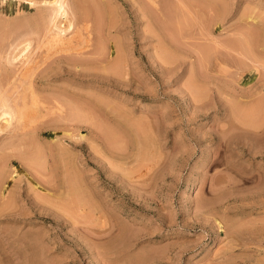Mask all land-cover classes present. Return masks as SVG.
I'll return each instance as SVG.
<instances>
[{"label": "rangeland", "instance_id": "1", "mask_svg": "<svg viewBox=\"0 0 264 264\" xmlns=\"http://www.w3.org/2000/svg\"><path fill=\"white\" fill-rule=\"evenodd\" d=\"M27 1L0 0V45L4 50L0 47L2 77L4 72L7 75L4 77H9L8 72L10 77L15 76L16 73L11 72L19 71L22 66L25 57L20 59L17 55L24 41H19L26 38L31 42L27 48L29 52L26 51V55H33L31 59L36 54L34 58H41L42 51L49 48L43 44L42 34L46 32L44 26L48 25L49 9L52 8L49 2L52 0H32L31 4ZM67 1L66 9L70 12L67 15L71 20L74 18L72 21L76 20L73 30L69 28L68 32L72 35L77 26L81 28L80 35L75 36L78 33L74 32L75 37L72 35L70 39L78 37L82 40V35H89V44L93 43L90 50L95 47L93 53L83 54L84 58L77 55L90 65L89 74L83 78L75 75L71 78L72 75L62 72L61 79L51 80L49 84L37 82L36 89H40L37 95L42 93L43 96L39 97L44 98L43 102L37 96V105L39 114H43V108L46 109L53 93H62L64 88L78 93L76 90L80 87V91L85 89L87 93L85 90L83 93L88 94L89 120L86 124H71L68 130L74 135L64 134L61 129L65 124L58 122L57 117L59 119V113L70 110L62 107L66 112H60L53 107L47 114L55 112L49 116L55 117L58 123H53V118L45 112L48 120L45 115L41 120L44 118L53 124L43 123L38 118L36 122L39 121L41 126L32 139L31 135H26L29 138L23 136L34 144L37 140L35 147L33 142L22 139L23 142L29 141L34 150L29 144L30 148L26 149L28 146L22 142L20 145L24 148L12 144L20 149L19 156L18 151L12 153L9 150L11 147H5L7 150L0 147V153L5 155L3 150L9 152L6 153L9 157L3 156L7 158L6 165L4 158L0 161L5 165L0 169L15 176L10 183L13 192L11 189L9 194H13V202L7 197L4 200L11 205L2 208L8 207L9 210L3 212L0 208L3 213H0V264H264V96L259 98L261 95L254 94L259 99L252 101V97L243 95L255 87L264 92V0H210L216 5L212 6L216 11L221 8L217 6L226 3L223 7L228 5L230 12L225 21L218 22L205 18L212 12L207 16L204 14L206 20L203 16L196 20L202 24L192 22L198 19L196 14L193 15L195 12L189 10L191 14L186 8L182 10V6L175 4L179 3L177 0H168V4L178 7H170L172 10L170 5L164 4L166 0H157L160 5L168 6L167 11L175 10V13L181 9L186 12V17L181 12L183 23L180 22L178 29L182 30L181 34L185 32L183 35H192L179 38L177 27H171L173 13L169 20L165 18L170 26L163 20L176 31L177 38L175 32L170 34L174 33L179 44L174 40L178 47L170 48L178 54L165 67L158 58L155 37L150 38L148 32H144L149 26L136 10V5L145 4L146 0L132 1L134 5L129 3L130 0H95L98 5L102 4L100 9L93 0ZM201 1L198 3L206 2ZM91 3L92 11L89 9ZM96 8L103 11L106 20L108 13H112L110 16L117 21L116 25L113 23L117 28H111L110 32L105 30L102 37L93 18L97 16ZM72 15L75 16L71 18ZM84 22L88 25L87 30L82 28ZM194 24L202 25L200 28L204 30ZM246 30L255 31L253 34L257 32L255 36L261 38L253 52L229 49V54L225 50V57L219 54V58L212 61V69L208 65L211 75L201 67L199 47L212 46L217 41L221 42L220 46L216 42L217 48H222L224 41L240 40V34ZM69 33L66 37L70 36ZM36 37L40 38L37 40ZM116 38L120 46L115 43ZM97 41L106 44L105 53L100 54L105 55V59L99 57L102 58L99 64L98 59L96 61L100 52ZM16 43L18 48H13ZM114 44L119 50L116 45L114 50ZM97 50L96 54L94 51ZM58 54L57 57L62 53ZM119 58L121 67L114 70L117 64L112 66V61ZM62 62L59 63L61 66H67ZM215 65L221 68L220 71ZM1 76L0 83L3 81ZM188 86L194 88L191 90ZM190 90H198L202 96L198 97L199 92L195 94ZM50 103V108L57 104ZM2 121L0 123L4 124ZM246 121L251 128L247 127ZM14 123L1 130L0 137L3 138L0 141L10 135L13 137L9 139H15ZM63 123L68 124L67 121ZM13 128L15 134H12ZM108 128L114 130V136L118 132L117 142L106 136ZM112 130L108 131V136ZM55 138L57 142L53 141ZM37 143L44 149L40 154L44 152L45 155L36 152L40 149ZM58 144L59 148L62 147L61 152L56 148ZM56 151L60 155L67 154L59 159ZM29 152L31 157L34 153L45 156L42 158L44 162H39L44 168L34 167L39 164L36 158L33 164L27 163L32 162V159L28 160L31 158L27 156ZM61 170H65L66 180L71 171L76 173L78 177L71 173L69 179L78 178L74 180L81 184L79 189L76 181L68 184L73 178L65 182L63 175L61 179L64 174ZM2 202L3 199L0 207L5 205V201Z\"/></svg>", "mask_w": 264, "mask_h": 264}, {"label": "bare ground", "instance_id": "2", "mask_svg": "<svg viewBox=\"0 0 264 264\" xmlns=\"http://www.w3.org/2000/svg\"><path fill=\"white\" fill-rule=\"evenodd\" d=\"M6 1H11V0H6ZM15 1H19V0H15ZM70 1V0H69ZM77 2L78 1H81V0H76ZM90 1H92V0H90ZM129 1V0H128ZM132 1L135 3L136 2V0H130L129 1V3L131 2L132 3ZM147 2L145 3V4H137L136 5V10L140 13L139 15H140V17H141V19L143 18L144 19V21H145V23L149 26V28L146 30L145 29V31L144 32H148V35H150V36H148V37H155V39H156V43H158V45H157V52H158V58L160 59V60H162V65L165 67L166 65V63H168V65L174 60V59H176V58H174V57H176L177 56V54H178V52L177 53H175L174 52V50H172L170 47H172V48H176V47H178V46H176L175 44H174V40L176 41L177 39V34L178 35H180L179 36V38L180 37H183V39H185V37L187 38V37H189L191 34H187V35H183V34H185V32L183 33L182 32V34H181V29H178V27H180L179 26V24L181 25V23H183L182 22V18L183 17H186V15L188 16V14L186 13V12H184V11H182V10H184L185 8V10L186 11H192V13H193V11L195 12L193 15L195 16V14L198 16V14L197 13H199V16L197 17V16H195V18H198V19H195L194 21H192V22H194V23H197L196 22V20H199L200 19V16L202 17L203 16V18H204V14H206L205 16H207V14L208 13H211V15L209 16V17H205V18H209L210 19V21L212 20V22H218V21H225L224 19H226L227 17H228V13L230 12L229 10V8H227V7H229L228 5H226V8L225 7H223L225 4H223V6H222V3H221V6H217V7H221L220 9L218 8L217 9V11L215 10V8L214 7H212L213 5L214 6H216L215 4H213L214 2H212V1H208V0H203V2L204 1H206L205 3H198V2H202L201 0L200 1H194V2H192V0L191 1H186V0H177L179 3H177V2H175V4H178V5H180L179 7L181 8V6H182V10L181 9H179L178 11H179V13H178V11L177 12H175L174 13V11L175 10H173V11H167V7L168 6H162V5H160L159 3H157V2H160V1H157V0H146ZM164 1V0H163ZM167 1V2H166ZM166 1H164V2H166V3H164L165 5L166 4H168V0H166ZM34 2V1H33ZM68 1L67 0H52V1H50L49 3H51L50 4V7L52 6V8H50L49 10H51V12H49V13H47V14H49L48 16V21H47V23H48V25H46L47 27H45L44 26V28H46V32H45V30H44V34H42L44 37H43V40H44V42L43 41H41V42H43V44H46V47L48 48V50H46V48H45V52L44 51H42L43 53H44V55L42 56L41 55V58H40V56H39V59H37V58H34V57H36V55L31 59V57L33 56V55H31V57H30V55H26V54H28L26 51H28L29 52V50H27V48H28V46H29V44L31 43H29V40H26V38H24L25 40H22V42H20L19 41V43H23V41H24V43H23V47H21L20 48V50H19V54L17 55V57L18 56H20V59H21V57L23 58V57H25V59L23 58L22 60H23V62L21 63L22 64V66L21 67H19L18 69H19V71L16 69V72H11V73H16L15 74V76H13V77H10V74H9V72L7 73L8 74V76L10 77H4L6 74V72H4V74H2L3 75V81L0 83V121H4V124H1L0 123V132H1V130H4L3 128H6L8 125H10L12 122H15L14 124H16L15 125V128H16V131H17V133H16V131L14 130V128H13V132H12V134H15L14 135V138L16 139H12V140H14L15 142H13L11 139H9V137L11 138V137H13V135L11 136H9V137H6V138H4V141H0V142H2L3 143V145L1 146V143H0V147H2L3 149L6 147L7 149L9 148V147H11V148H9V150L12 152V153H14L13 151H18V153L17 154H19V151H20V149L19 150H17L16 149V147H18L19 145H20V142H22V143H24L23 145L24 146H28V144L30 143V142H33L32 140L30 141L29 139H24L23 138V136L26 138V137H28V136H26V135H31V138L30 139H32V137L34 136V134L37 132V130H38V128L41 126V125H39L40 124V122L38 123V122H36V120L38 119V118H40V119H38V120H40V121H43V123H47L48 124V122L50 123L51 121H47L48 119L46 118V116L48 115H51L50 113H53V115L55 114V112H50V113H48L47 114V112H49L50 110H52V108L53 107H55L58 111L60 110V112H62L63 110H64V108H67V109H69L70 111H67V113H59V119H58V117H57V120H58V122H61L62 124H65L66 125V123H63V121H67L68 122V124L66 125L67 126V130L65 129V130H63L66 126L64 125L62 128L63 129H61V131H63V133L64 134H67V135H74V133L73 132H71L70 130H68V129H70V127L72 126L71 124H73L74 125V123L76 124V123H78V122H84L85 124L87 123L86 122V120L89 118L88 116H90V115H88V114H90V111H88L87 110V108H89V106H87V104H86V100H87V98L88 97H86V95H88V94H84L83 92H84V90L83 91H80L81 89H80V87H79V89H77L76 91H78V93H76V92H74V91H72V89L71 88H69V89H71V90H68L67 88H64V89H62L63 91H62V93L61 92H58L56 95L53 93V95H52V97L50 98H48V101H49V99H51V101L54 103V102H56L55 104V106H52L51 108L48 106V103H50V102H48V101H46V102H48V103H46V105H47V107H49V109H47V107H46V109H47V111H46V109L45 108H43L44 110H45V112H46V114L47 115H45L44 113L43 114H39V111H40V108H38V105H37V103H38V99L40 98L39 96L41 95V96H43L42 95V93L41 94H39V96L37 95L38 94V91H40V89L37 91V89H36V84H38L37 82H39L40 84L41 83H44V84H49V81H51V80H57V79H61L62 77H63V73L62 72H64V73H67V74H70V75H72L73 77H71V78H74V75L75 76H78V77H85V76H87V74H89V73H87V70H88V68H90L89 66L90 65H88V64H86V62L84 61V60H82V59H80V58H78V56L80 57L81 55V57H83L84 58V56H83V54H88V52H90V53H93V52H91V51H93L94 49H95V47L93 46V48L91 47V50H90V46L91 45H93V43L92 44H89L90 42H89V40L91 39L90 37H88L89 35H82V40L80 39V38H78V37H76V38H78V39H80L81 41H79L78 39H76V38H74L75 36H78V35H80V32H79V30L81 29H78V26H77V30H76V28L74 29V30H76V31H73V32H71V33H73L72 35L74 36V32H76V33H78V34H75V36L73 37L74 39H76V41L74 40V39H72V40H74V41H72L71 39H70V37L72 36L69 32H68V30L67 29H69V28H72V29H70V30H73V28H74V24H73V22H75V21H72V20H74V16L72 15L71 16V18H73L72 20L68 17V15L67 14H69L68 13V11H69V9L67 10L66 9V7H67V5H68V3H67ZM72 2V1H71ZM74 2V1H73ZM77 2H75V3H77ZM82 2V1H81ZM80 2V3H81ZM93 4L94 5H96V7L98 8V6H100L99 7V9L101 8V5H98L97 4V2L95 1V0H93ZM138 2V1H137ZM171 2H173V1H171ZM170 2V3H171ZM217 2V1H216ZM26 3H28V4H31L32 3V0H28ZM96 3V4H95ZM100 3V2H99ZM138 3H140V2H138ZM187 3H189V4H187ZM218 3V2H217ZM70 4V3H69ZM92 3L90 4V6H89V9H90V7L92 8V6L91 5H93ZM105 4V3H104ZM173 4V3H172ZM168 4V5H170L169 6V8L170 7H172V6H174L175 4ZM187 4V5H186ZM220 4V3H219ZM77 5H78V3H77ZM76 5V6H77ZM80 5V4H79ZM78 5V6H79ZM98 5V6H97ZM132 5H134L133 3H132ZM162 6V7H161ZM176 6V5H175ZM174 6V7H175ZM184 6V7H183ZM69 7V6H68ZM80 7V6H79ZM82 7V6H81ZM95 6H93V8H94ZM106 7H107V5H106ZM105 7V8H106ZM164 7V8H163ZM70 9H71V7H69ZM76 8V7H75ZM75 8H73V9H75ZM97 8H96V11H98L97 10ZM168 8V9H169ZM175 8H177L178 9V7L176 6ZM213 8H214V13H213ZM166 9V10H165ZM229 9V10H228ZM79 10V8L77 7V11ZM91 11H92V9H90ZM108 10V9H107ZM170 10H172L171 8H170ZM181 10V11H180ZM74 11H76V10H74ZM90 11V12H91ZM102 10H100V11H98V12H96L97 14H95V15H97L96 16V19H95V16H93V18H94V20L96 21L95 23H96V25H98V27H99V29L100 30H98V31H100V34H101V37L103 36L102 35V33H105L104 31L106 30V32H110L111 30V28H115L116 26V20L114 19L113 20V17H111L112 16V13H108V14H110L109 15V17H111V19L108 17L107 18V20L105 19V17H104V15H103V11L101 12ZM167 11V13L169 14H167V13H165ZM189 11V12H190ZM216 11V12H215ZM108 12H110L109 10H108ZM181 12H182V14H184L183 15V17H182V14H181ZM184 12V13H183ZM106 13H107V11H106ZM171 13H173L174 15L172 16L171 15ZM176 13H177V16H176ZM186 13V14H185ZM191 13V12H190ZM191 13V14H192ZM72 14H73V12H72ZM74 14H76V12L74 13ZM87 14V12L85 13V15ZM90 14V13H89ZM201 14V15H200ZM212 14H213V16H212ZM166 15H168V16H166ZM170 15L172 16V18L170 17ZM178 15H180L181 17V20H180V18H179V16ZM84 16V15H83ZM87 16H88V14H87ZM87 16H85V17H83V18H86ZM108 16V15H107ZM137 16V15H136ZM192 16V15H191ZM211 16L213 17L212 19H211ZM42 18H43V16H42ZM165 18H166V20H169V18H171L172 20H170V22H171V24L173 23V26H171L172 28L174 27H177V28H175V29H177L176 31H177V34H176V31H174V29L173 30H171L172 28H170L169 26H170V23L168 22V21H166L165 20ZM168 18V19H167ZM178 18H179V20H178ZM192 17H189V19H191ZM204 18V19H205ZM252 18V20H253V17H251ZM88 19H89V17H88ZM203 19V20H204ZM40 20V19H39ZM44 20V19H43ZM114 22H113V21ZM166 21L167 22V24L169 25H167L166 24V22L164 23V21ZM175 20V21H174ZM201 20H202V18H201ZM206 20V19H205ZM64 21V24H62V22ZM67 21V22H66ZM112 23H111V22ZM163 21V22H162ZM184 21V20H183ZM186 21V20H185ZM210 21H209V23H210ZM65 22H66V25H65ZM181 22V23H180ZM202 22V21H201ZM200 21H198V23L197 24H200L201 23ZM211 22V23H212ZM115 25H114V24ZM185 23V22H184ZM187 24L189 23L188 22V20H187V22H186ZM204 23V22H203ZM207 23V22H206ZM205 23V24H206ZM45 24V23H44ZM176 24V25H175ZM186 24V25H187ZM197 24L195 25V26H197ZM202 24V23H201ZM74 25V26H73ZM77 25V24H76ZM165 25H167L169 28H167ZM175 25V26H174ZM185 25V24H184ZM183 25V26H184ZM185 25V26H186ZM193 25V26H194ZM118 26V25H117ZM147 26V27H148ZM194 26V27H195ZM199 26V25H198ZM197 26V27H198ZM87 27H88V25H87V23L86 22H84V23H82V28L83 29H86L87 30ZM97 27V28H98ZM196 27V28H197ZM200 27H202V25H200L199 26V28ZM117 28V27H116ZM183 28V30H184V27H182ZM203 28V27H202ZM202 28H200V29H202ZM200 29H199V31H200ZM67 30V32L66 33H69V35L70 36H68V37H66L68 34H66L65 33V31ZM168 30H170V31H168ZM202 30H204V29H202ZM39 31H41V29L39 30ZM78 31V32H77ZM97 31V34L99 33ZM171 31H173V32H175V34H174V36H176V38H174V36H173V34L171 35L170 34V32ZM84 32H86V31H84ZM146 32V33H147ZM169 32V33H168ZM253 32V31H252ZM42 33H43V31H42ZM87 33H88V31H87ZM145 33V34H146ZM187 33V32H186ZM201 33H204V32H201ZM243 33H244V35H243ZM253 33H255V31L253 32ZM253 33H251L250 32V30H246V31H244V32H242L241 34L243 35V36H241V34H240V37H242L240 40H238V38H235L234 40L233 39H231V40H227V41H224L223 42V44H222V48L221 47H219V48H217L218 46L216 45V42L217 41H214L215 43L214 44H212V46L211 45H207L206 44V46L204 47L203 45L201 46L202 47V49H201V47H199V49L200 50H198L197 52L198 53H200L201 55H202V58H201V61H202V64H201V67H204V69H205V71H208L209 72V74L211 75V74H213L212 72H210V70L212 69V61L214 60V59H218L219 58V54H223V56H224V52H225V50L227 51V50H229V49H233V50H238L237 52H239V51H242L243 50V52L242 53H244V50H246L247 52H249V51H252L253 52V48H254V46H258L259 44L258 43H260L261 41V38H260V40H259V37H257V36H255V35H257L258 33L256 32V34H253ZM85 34V33H84ZM89 34V33H88ZM110 34V33H109ZM108 34V35H109ZM142 34H144V33H142ZM144 34V35H145ZM203 35V34H202ZM40 37H42L41 36V34L39 35ZM145 36H147V35H145ZM192 36V35H191ZM190 36V37H191ZM40 37H38V38H40ZM80 37V36H79ZM100 36H98V38H99ZM100 37V38H101ZM106 37H108V36H106ZM239 37V38H240ZM35 38V37H34ZM38 38L36 37V39L38 40ZM90 38V39H89ZM104 38V37H103ZM114 38V37H113ZM113 38H111V39H113ZM27 39H30L29 37L27 38ZM31 39H33V38H31ZM36 39H34L35 41H36ZM99 40V39H98ZM40 41V40H39ZM114 41H115V43L118 45V46H120L119 44H118V41H117V38L116 39H114ZM117 41V42H116ZM179 41V40H178ZM100 42V41H99ZM105 42V41H104ZM120 42V41H119ZM18 43V42H17ZM17 43H16V46H12L13 48L14 47H17ZM97 43H98V41H97ZM114 43V42H113ZM175 43H177V41L175 42ZM219 43H221V42H219ZM219 43L217 42V44L219 45ZM35 44H37V42L35 43ZM116 44H114V46L113 45H111V47L113 46L114 47V50H116L115 49V45ZM173 44H174V46L175 47H173ZM178 44V43H177ZM104 45H106L105 43L103 44V41L102 42H100V43H98V50L100 51V52H98V50L97 51H94L95 53L96 52H98V54L97 55H99V56H94V57H96V61H97V59H98V61H97V64H99V63H102V62H100V60L102 59V58H99V57H103V59H105V55L103 56H100V54H104L105 52V50L104 49H106L105 48V46ZM116 45V48L118 47ZM179 45V44H178ZM215 45V46H214ZM37 46L38 47H40V44L38 45L37 44ZM45 45H43V47H44ZM104 46V47H103ZM220 46V45H219ZM0 47H1V45H0ZM37 47V48H38ZM88 47H89V49H88ZM2 48V47H1ZM12 48V49H13ZM18 48V47H17ZM16 48V49H17ZM30 48V47H29ZM40 48H42V47H40ZM40 48H38V49H40ZM86 50H85V49ZM221 48V49H220ZM36 49V48H35ZM81 49L82 50H84L83 52H81ZM101 49V50H100ZM120 49H121V47H120ZM169 49H171V50H169ZM2 51H4L3 50V48L1 49ZM50 50H51V52H50ZM117 50H119V47L117 48ZM122 50V49H121ZM41 51H40V53H41ZM103 51V52H102ZM169 51V52H168ZM230 51V50H229ZM229 51H227V53H229L230 54V52ZM47 52V53H46ZM50 52V53H49ZM58 52H59V54H60V52L62 53V54H60V56H58L57 57V54H58ZM102 52V53H101ZM172 53L171 55L169 54V53ZM12 53H13V51H12ZM15 53V52H14ZM18 53V52H17ZM55 53H57V54H55ZM227 53H225V54H227ZM241 53V52H240ZM241 53V54H242ZM10 54V53H9ZM16 54V53H15ZM42 54V53H41ZM52 54H54V55H56V57H55V59L53 58L54 57V55L53 56H51ZM58 54V55H59ZM174 54V55H173ZM11 55V54H10ZM78 55V56H77ZM228 55V54H227ZM11 56H13V55H11ZM11 56H10V59L12 60V58H11ZM15 56V55H14ZM75 56V57H74ZM77 56V57H76ZM17 57H14V58H17ZM30 57V58H29ZM51 57V58H50ZM118 57H120L119 55H118ZM117 57V58H118ZM221 57H222V55H221ZM225 57V56H224ZM49 58H50V60H49ZM9 59V58H8ZM93 59H95V58H93ZM221 59V58H220ZM21 60V61H22ZM48 60H49V62H48ZM107 61H108V59H106ZM105 60V61H106ZM120 60V58L119 59H116V61H112V62H114V64L112 65V66H114V65H116V66H118L117 68H116V66H115V68H114V70H116V69H120V67H121V64H122V61H119ZM222 60V59H221ZM9 61V60H8ZM65 62L66 63V65L67 66H61L59 63H61V62ZM84 61V62H83ZM94 61V60H93ZM104 61V62H105ZM47 62V63H46ZM62 62V63H63ZM120 62H121V64H120ZM216 63H217V61H215ZM224 62V61H223ZM52 63H55V65L53 64L52 65ZM214 63V62H213ZM219 63V62H218ZM217 63V64H218ZM45 64H46V66H45ZM86 64V65H85ZM119 64V65H118ZM42 65H43V67H42ZM58 65V66H57ZM208 65L210 66L211 65V69H209L210 67H208ZM86 66H88V67H86ZM162 66V67H163ZM216 67H217V65H215ZM40 67L42 68V69H40ZM219 67H222V69L224 68L225 69V67H223V66H221V65H219ZM39 68V69H38ZM111 68V67H110ZM113 68V67H112ZM111 68V69H112ZM168 68V67H167ZM166 69V68H165ZM216 69V68H215ZM217 69H219L218 67H217ZM221 69V68H220ZM220 69L218 70V71H220ZM37 70H38V72H37ZM212 71V70H211ZM208 72H206V73H208ZM13 75V74H12ZM11 75V76H12ZM256 75V74H255ZM7 76V75H6ZM65 76V75H64ZM68 77V76H67ZM78 77H76V78H78ZM122 77V76H121ZM120 77V78H121ZM256 77V76H255ZM253 78V79H256V78ZM0 80H1V78H0ZM82 81H83V79H81ZM121 80V79H120ZM53 81V82H54ZM64 84V83H63ZM190 84H192V83H190ZM53 85V84H52ZM190 86H192V85H190ZM190 86H188L189 87V89H191V87ZM63 87V86H62ZM61 87V88H62ZM65 87H67V85L65 86ZM70 87V86H69ZM60 88V89H61ZM82 88V87H81ZM194 88V87H193ZM192 88V89H193ZM74 89V88H73ZM191 89V90H192ZM190 90V91H191ZM86 91V90H85ZM250 91V90H249ZM248 91V93H243V95L244 94H247V96H249V97H252V101L253 100H257V99H259L260 97L262 98V96H264V92H262L261 90H259V88H256L255 87V89H251V92H249ZM82 92V93H81ZM192 92V91H191ZM196 92V93H195ZM197 92H199L198 90H196V91H194V92H192V93H195V94H198ZM40 93V92H39ZM61 93V94H60ZM86 93H87V91H86ZM60 94V95H59ZM199 94L200 95H198V97H201L202 95H201V93L199 92ZM254 94H258V95H261V96H259V98H257V96H255ZM57 95H59V96H57ZM239 95H241V96H243L242 94H239ZM256 98H253V96ZM37 96L39 97L38 99H37ZM193 96H194V94H193ZM246 96V95H245ZM47 97V96H46ZM45 97V98H46ZM195 97V96H194ZM197 97V98H198ZM196 98V97H195ZM242 98V97H241ZM240 98V99H241ZM248 98V97H247ZM41 99V98H40ZM44 99V98H43ZM43 99H41L43 102H44V100ZM47 99V98H46ZM45 99V100H46ZM239 99V98H238ZM243 99V98H242ZM41 100H39V101H41ZM198 100H202V98H199ZM244 100V99H243ZM196 101H197V99H196ZM239 101V100H238ZM246 101H247V99H246ZM248 101H250V99L248 98ZM51 102V103H52ZM66 102V103H65ZM89 102V101H88ZM50 103V104H51ZM40 104V103H39ZM49 104V105H50ZM68 105V106H64V105ZM54 105V104H53ZM89 105V104H88ZM40 107H41V105H39ZM62 107H64L63 108V110H62ZM235 108L237 107V106H234ZM253 107H255L256 108V106H253ZM42 109V108H41ZM66 109V110H67ZM239 110L241 109L240 107L238 108ZM49 110V111H48ZM65 111V110H64ZM63 111V112H64ZM88 111V112H87ZM66 112V111H65ZM63 114V116L61 117V115ZM65 114V115H64ZM43 115H45L44 117L47 119H45L44 120V118L41 120V116H43ZM49 117H52V116H49ZM242 117H244V115L242 116ZM53 118V117H52ZM55 118V117H54ZM54 118H53V123L55 122V123H58V122H56L57 120H56V118H55V120H54ZM91 118V117H90ZM247 117H245L244 119H246ZM61 119V120H60ZM251 119V118H250ZM14 120V121H13ZM60 120V121H59ZM89 120V119H88ZM87 120V121H88ZM2 121V122H3ZM44 121H46V122H44ZM253 122V120H249V122ZM248 121H246L245 123H247ZM250 122V123H251ZM52 122H51V124H53ZM255 123H256V121H255ZM254 124V123H253ZM258 124V123H257ZM83 125V124H82ZM240 125H242V123L240 122ZM239 125V126H240ZM245 125V124H244ZM247 125H249L248 123H247ZM45 126V125H44ZM60 126V125H59ZM236 126V125H235ZM246 126V125H245ZM253 126H257V125H253ZM74 127V126H73ZM73 127L71 128L72 129V131H73ZM237 127H238V125H237ZM248 128L250 127L251 128V125H249V126H247ZM239 128V127H238ZM242 127L240 126V129H241ZM244 128V127H243ZM41 129H42V127H41ZM245 129V128H244ZM253 129V128H252ZM252 129H250L251 131H252ZM109 130H112V129H110V128H108V130H107V132H105V134H106V136L107 137H109V138H111V139H113V141H115V142H117V140H115V139H117V136H118V132H115V133H117V136H114V130H112L111 132V135L110 136H108L107 135V133H108V131ZM106 131V130H105ZM62 134V133H61ZM55 135H57L56 133H55ZM16 136H17V138H16ZM80 136H83V135H80ZM112 136H114V137H112ZM116 137V138H115ZM1 138V137H0ZM3 138V137H2ZM1 138V139H2ZM29 138V137H28ZM7 139V140H6ZM17 139L19 140V141H17ZM22 139L24 140V141H26V140H29V141H27V142H23L22 141ZM111 139H108V140H110L109 142H111V143H113V141L111 140ZM8 140H10V141H8ZM33 140H35V139H33ZM8 141V142H7ZM54 142H57L58 140H56V138L53 140ZM17 142H19V143H17ZM36 142H37V140H36ZM36 142H35V144H36ZM5 143V144H4ZM7 143H9V146L7 145ZM15 143H16V145H15ZM12 144H14L16 147H14V145L13 146H11ZM33 145H35L34 144V142L32 143ZM32 144H29V145H31V148L34 150V146H32ZM37 144H39V143H37ZM114 144V143H113ZM112 144V145H113ZM6 145V146H5ZM18 145V146H17ZM114 145H116V144H114ZM39 146V148H40V144L38 145ZM15 148V149H13V148ZM24 148L23 146H21L20 145V148ZM25 147V148H26ZM35 147H36V145H35ZM42 147V146H41ZM60 147V145L58 144L57 145V147L56 148H58V150H60L61 148H59ZM2 148H0V149H2ZM5 148V149H6ZM30 147L28 146L26 149H29ZM4 149V150H5ZM6 149V150H7ZM13 149V150H12ZM36 149H38V148H36ZM41 149L44 151V149H43V147L42 148H40L39 150H37L36 152H38L39 153V155H45L44 154V152H43V154H40V153H42V152H40L41 151ZM49 149H50V147H49ZM51 149H53V148H51ZM64 149V148H63ZM62 149V150H63ZM3 150V152H5V155L3 154V153H0V154H2L1 156H0V161L2 160L3 161V158L4 157H9V155L8 156H6V153H9V152H7V151H4ZM57 150V151H58ZM29 150H26V152H28ZM46 151H47V149H46ZM53 151V150H52ZM56 151V152H57ZM21 152H22V150H21ZM30 152H32V150H30ZM30 152H29V154L27 155L28 156V158H29V156L31 157V154H30ZM55 152V151H54ZM58 152H61V150L60 151H58ZM58 152H57V154L56 155H59V159H61L62 158V156H64L65 154H67L65 151V153H64V155H60V154H58ZM50 154H51V152H49ZM48 153V154H49ZM53 153V152H52ZM17 154H14V156L16 155V156H18ZM23 154V153H22ZM47 154V153H46ZM63 154V153H62ZM11 155V154H10ZM13 155V154H12ZM33 155V154H32ZM36 154L34 153V157H31V158H29L28 160H31L32 159V162H30V161H28V160H26V162L27 163H31V164H33L34 162H33V160H35V158H36V160H37V162L39 163L40 161H42V162H44V159H42V158H44L45 156H43V157H39L38 156V154L36 155V156H38L40 159L38 160L37 159V157L35 156ZM4 156V157H3ZM19 156H21L20 154H19ZM23 156V155H22ZM11 157V156H10ZM24 157V156H23ZM22 157V158H23ZM2 158V159H1ZM27 158V157H26ZM34 158V159H33ZM56 158V157H55ZM57 158H58V156H57ZM58 159V160H59ZM65 159H67V158H65ZM70 159V158H69ZM5 160H7V158L5 159L4 158V161H3V163L5 164ZM24 160V159H23ZM35 160V161H36ZM63 160H64V158H63ZM62 160V161H63ZM1 161V162H2ZM56 161V160H55ZM62 161H61V163H62ZM67 161V160H66ZM1 162H0V166H3L4 164L2 163L1 164ZM64 162V161H63ZM56 164L58 163V162H55ZM31 164H28V165H31ZM59 164H60V160H59ZM63 164V163H62ZM66 164H68V163H66ZM6 165V164H5ZM4 165V166H5ZM35 165V164H34ZM36 165H38V166H34L35 168L36 167H41V168H44V165L42 166L40 163L39 164H36ZM54 165V164H53ZM65 165V164H64ZM63 165V166H64ZM3 166V167H4ZM33 166V165H32ZM63 166H59L60 168L59 169H62V167ZM67 166V165H66ZM67 168V167H66ZM57 170H58V168H56ZM55 169V170H56ZM64 169V168H63ZM62 169V170H63ZM61 170V174L64 172V174H62V176H61V179H63L62 177H63V175H64V179H63V181L65 180V182L67 181V180H70V179H72V182H71V180L69 181V183L68 184H73L75 181V184H77L76 186L78 187L79 185H81V184H78V181L77 180H74V179H78V178H75V174L76 173H72V171H71V173L72 174H74L75 176H73V177H71L72 176V174L71 173H69V174H67V171H69L70 169L68 168V170L66 171V174H67V180H66V176H65V170L64 171H62ZM70 172V171H69ZM15 175H17V174H15ZM69 175H71L70 177V179H69ZM15 176H13V175H9L3 168H1L0 169V201L3 199V202H4V204L5 205H2L0 208L3 210V212L4 211H6V210H9L8 209V204H10L11 205V203L13 202V198L14 197H12V195L13 194H11V196L9 195L10 194V190L13 188V187H11V185H10V183L11 182H13V180L15 179L14 178ZM76 177H78V176H76ZM65 182H63V183H65ZM13 184V183H12ZM34 186V185H33ZM32 186V187H33ZM37 186V185H36ZM70 186H72V185H70ZM35 188V187H34ZM73 188H76V187H74V185H73ZM78 189H79V187H78ZM75 191H78L77 189L75 190ZM13 192V189L11 190V193ZM14 195H16V194H14ZM7 197H8V200L9 199H11L10 200V202L9 201H6V200H4V199H7ZM12 197V198H11ZM16 197V196H15ZM3 202H2V204H3ZM7 202V203H6ZM8 206V207H6V209H3L2 207H5V206ZM2 210H0V211H2ZM1 214H3L2 212H0ZM6 214V213H5ZM4 214V215H5ZM37 264V263H36Z\"/></svg>", "mask_w": 264, "mask_h": 264}]
</instances>
